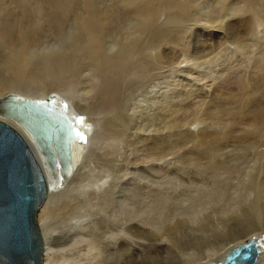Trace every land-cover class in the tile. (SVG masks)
<instances>
[{"label":"clouds","instance_id":"clouds-1","mask_svg":"<svg viewBox=\"0 0 264 264\" xmlns=\"http://www.w3.org/2000/svg\"><path fill=\"white\" fill-rule=\"evenodd\" d=\"M212 0H48L46 4L51 17L59 16L60 31L56 36L62 49L61 55L43 65L24 67L22 58L11 53L20 51L21 42L13 35L8 22L0 13V49L4 56L0 60V82L25 84L42 79L44 85L66 99L70 105L81 106L84 116L91 125L88 133L89 142L84 145L80 157L81 163L88 161L85 171L95 175L91 164L92 153L99 152L106 156L111 164L100 170V175L92 182V187L85 189L73 184L69 189L72 204L76 205L66 217V229L71 232L83 229L98 211L99 202L108 194L110 182L117 169L127 164L134 149L130 140L131 123L139 116L150 112L159 103L158 97L170 91L168 80L159 79L164 74L172 76L175 65L165 66L158 55L164 46L158 35L182 36L194 26L202 25L210 17L205 9ZM254 3L255 0H250ZM264 17V4L254 10V15ZM217 12L215 19H219ZM88 17V28L81 26V18ZM264 26L260 20L259 27ZM133 31L130 32L129 29ZM236 45L226 46L219 53L206 60L190 61L191 66L207 69V79L200 83L206 85L210 79L215 85L232 79L236 91L222 98V102L212 106L206 115L199 110L192 120L184 124H162L159 133L173 132L177 128H187L193 132L203 130L213 134L212 138L201 144L199 140L183 147L172 145L167 151L158 147L151 153H145L138 164L145 166L158 164L166 167H183L196 170L197 175L205 174L210 186L190 185L192 193L184 199L173 202L167 197L153 194L138 205L128 222L138 220L158 234L174 228L181 221L197 229L218 217L227 219L229 215H240L245 207H254L264 202V186L249 179V172L255 162L264 172V85L253 89L246 81L248 70L252 69L255 59L258 71L264 69V55L257 57L253 49L251 56L242 63H233L236 57L233 49ZM238 50V49H237ZM244 75H240V70ZM223 70L221 75L217 72ZM264 77V72H260ZM239 80H244L242 85ZM207 105V101H205ZM239 127L241 131H234ZM251 129V131H249ZM240 141L239 146L218 150V143L231 137ZM256 145V150L253 149ZM187 148H199L205 158L196 160L181 158ZM139 155V154H137ZM225 156L233 157L227 165H217ZM187 159L188 162L184 163ZM163 175V173H161ZM235 193L229 195V186ZM152 188L172 189L173 183L167 180L152 183ZM178 190V188L176 189ZM94 194V195H89ZM91 200L81 205L80 200ZM178 210L170 213L168 205ZM79 221V222H78ZM74 264V262H73Z\"/></svg>","mask_w":264,"mask_h":264},{"label":"bare ground","instance_id":"bare-ground-1","mask_svg":"<svg viewBox=\"0 0 264 264\" xmlns=\"http://www.w3.org/2000/svg\"><path fill=\"white\" fill-rule=\"evenodd\" d=\"M47 3L48 0H0V13H3V19L8 22L13 35L22 45L18 53L14 50L11 55L22 58L24 67L43 65L45 61L54 60L61 55L62 49L59 41L56 40L61 21L59 16L49 15ZM262 4L264 0H255L254 3L250 0H212L205 9L210 18L202 25L194 26L182 36H157V40L166 41L158 55L165 66L175 65L176 68H178L177 64L182 62L187 64L193 60H206L209 56L231 45H236L233 49L236 57L233 63H242L251 56L253 49L256 50L257 57L262 56L264 55V26L259 27L258 31L256 28L264 17L258 19L259 14H253L254 10L260 8ZM217 12L222 13L219 19L212 18ZM80 23L82 27L88 28L91 21L88 17H82ZM129 31L133 30L130 28ZM3 56V50L0 49V60ZM222 71H218L217 76L221 75ZM260 72H264V69L258 71V65L254 59L252 69L248 70L246 75V81L253 85V89L264 85V77L260 75ZM208 75L209 73L205 76L200 75L202 77L200 80H204ZM240 75H244L243 69L240 70ZM189 77L191 79V75ZM177 81L179 87L176 88V92L175 86L174 90L169 88L170 91L162 99H158L159 103L155 108L146 112V116H139L131 123L129 135L131 137L134 133L135 139H131L130 143L136 154L131 156L127 164H122L117 169L114 179L109 184V189L106 190L108 194L99 202L98 211L93 214L83 229L71 232L66 229L65 219L76 207L72 204L73 196L69 189L73 184L82 185L85 189L91 188L92 182L101 174L100 170L109 167L111 161L101 153L94 151L91 155V164L94 166L95 175L85 171V168L89 166L88 161L84 163L80 161L84 145L75 138L71 142V168L68 176L62 178L61 173L58 172L57 177L52 179L48 169L44 166L50 187L36 212V220L43 241L42 264H73V262L74 264H126L125 252L128 248L136 254L146 252L145 255L149 254L150 257H153L151 251L156 252L159 248H166L167 258L178 254L188 259L184 263V257L183 260L177 257L178 261L175 257V261H170L171 264H222L230 249L255 240L261 242V247L254 264H264V202L254 207L242 208L240 215L234 214L229 215L227 219L218 217L216 220H210L194 230L191 225L177 221L174 228L166 229L162 235L138 220L128 222L135 212L141 210L138 205L143 202L140 199L142 195L147 198L156 194L171 200V195L176 194L175 191L170 192L172 189L161 191L152 188L151 185L154 182L167 180L174 184L173 189L177 188L175 184L178 188L183 185V188H180L182 193L190 190L192 192L190 187L186 190L185 186L205 183L210 186L211 184L207 175H197L194 169L138 164V160L145 153H151L158 147L161 151H167L172 145L183 147L196 140H199L201 144L208 142L213 134L203 130L193 132L187 128H177L173 132L159 134L151 130L159 129L162 124L168 122L182 125L188 121V118L195 123L194 117L198 106L199 110L206 115L212 110V106L221 103L222 98L236 91L237 87L232 79L228 78L215 85L212 80L210 83L207 82L208 86H211L210 91L204 84L197 88L200 81L196 87L197 83L186 85L180 79ZM238 83L243 85L245 81L239 80ZM172 93L173 96L170 95ZM8 94H17L34 100L49 98L51 102L65 111L63 103L66 99L48 89L42 79L28 84L0 82V100ZM198 96L204 100L196 105L194 100ZM84 112L83 107L69 104L66 114L78 128L80 126L75 117L84 115ZM0 119L9 123L24 137L34 150L35 156L41 161L39 151L29 131L13 117L0 114ZM138 119L145 124L143 122L138 124ZM82 130L86 131V128ZM234 131H241V129L236 127ZM239 144L240 141L234 138L233 134V137L218 143V150L224 152ZM252 147L256 150V145ZM181 158L203 160L205 154L199 148H187L181 154ZM232 159L231 156H225L223 161L217 160V165H227L232 162ZM187 162L188 160L185 159L184 163ZM251 163L253 166L249 172V179L253 182L258 181L259 185L264 186V172H261L258 164ZM231 188L232 185L229 186V195L225 196L226 202L233 197ZM175 194L174 196L178 195ZM145 197L142 196V199L144 200ZM79 203L85 205L91 203V200H80ZM168 209L170 213L178 210L172 204L168 205ZM48 218H52L53 222L49 223L51 221L48 222Z\"/></svg>","mask_w":264,"mask_h":264},{"label":"water","instance_id":"water-1","mask_svg":"<svg viewBox=\"0 0 264 264\" xmlns=\"http://www.w3.org/2000/svg\"><path fill=\"white\" fill-rule=\"evenodd\" d=\"M0 114L15 118L29 131L41 157L0 119V264H42L36 212L50 187L44 166L52 179L58 172L68 176L76 126L49 98L8 94L0 100ZM260 245L258 240L242 243L227 252L222 264H254Z\"/></svg>","mask_w":264,"mask_h":264},{"label":"rangeland","instance_id":"rangeland-1","mask_svg":"<svg viewBox=\"0 0 264 264\" xmlns=\"http://www.w3.org/2000/svg\"><path fill=\"white\" fill-rule=\"evenodd\" d=\"M189 64L190 63H185V62H182V63H180V64H177V66H178V68H176V71H175V73L172 75V76H168L167 74H164L162 77H160V79L161 80H164V79H167L168 80V87L169 88H173V90H174V86H175V92H176V88L177 87H179L178 85V81L177 80H182V82H185L186 83V85H187V83H190V84H195V83H197V84H195V87H196V85H198V81H201L200 80V78H202V77H200V75H206L208 72H207V69L206 70H202L201 68H197V67H194V69H192L193 68V66H191L190 65V67H189ZM180 65V66H179ZM189 68V69H188ZM192 70H191V69ZM185 69H188V70H185ZM186 71V72H185ZM198 71V72H197ZM203 71H206V72H203ZM183 73H184V75H183ZM189 73V74H188ZM193 73V74H192ZM196 73V74H195ZM199 73V74H198ZM166 75V76H165ZM191 75V79H190V76ZM194 75V76H193ZM177 76V77H176ZM195 77H197V79L195 78ZM175 78V79H174ZM196 79V80H195ZM205 79H207V78H205ZM176 80V81H175ZM192 80V81H191ZM208 83H210V79L207 81ZM184 83V84H185ZM207 83V84H208ZM178 84V85H177ZM202 85L203 84H201V83H199V85L197 86V88H199V87H202ZM184 86V85H183ZM185 87V86H184ZM174 93V92H173ZM173 93L172 94H170L171 96H173ZM163 98V96H159L158 97V99H162ZM197 99V100H196ZM201 99V100H200ZM204 100V99H203ZM203 100H202V97H195V103H196V105H199V103L201 104L202 102H203ZM204 106V105H203ZM142 116H146V113L145 114H143ZM139 118V117H138ZM150 119V118H149ZM148 119V120H149ZM188 120H191V118H188ZM143 122V121H142ZM142 122H141V120L140 119H138V124H142ZM143 124H145L144 122H143ZM175 186L178 188V185H176L175 184ZM183 185H181V186H179V188H178V190H176V189H173L174 188V184H173V188H172V190L171 189H169V191L170 192H176V194H178V195H176L175 193V195L176 196H174V194H172L171 195V200H174L175 202H177V201H180V200H182V199H184L186 196H190L191 195V190L190 191H186V193H182V190H180V188L182 187ZM235 186L234 185H232V188H234ZM183 188V187H182ZM187 187H185V189H186ZM231 188V189H232ZM184 190V189H183ZM186 190H188V189H186ZM178 191V192H177ZM181 192V194L179 195V193ZM231 191V190H230ZM190 192V193H189ZM187 193H189V194H187ZM231 194L233 195V196H235V193H232V191H231ZM142 195V194H141ZM142 196H144L145 197V195H142ZM142 196L140 197V199L142 200V201H144L145 199H146V197L144 198V200L142 199ZM173 196H174V198L176 197V199H174L173 198ZM181 198V199H180ZM38 220H39V213H38ZM49 221H51V222H49ZM48 222L49 223H52L53 222V220H52V218L51 219H49L48 218ZM40 223V222H39ZM165 247H167V245L165 246ZM132 250V249H131ZM127 251H128V253H127ZM127 251L125 252V263L126 264H171L172 262H170V261H175V259L177 258V257H179V259L180 260H183L182 258L184 257L185 259H184V261L185 260H188L187 258H186V256H182V255H176V256H174V257H171V258H167L166 256H165V254L167 253V250H166V248L165 249H161V248H159V249H157V251L156 252H154V251H151L152 252V254H153V257L151 256L150 257V255L148 256L147 254L145 255V253L146 252H137V254L135 253V252H133V250L132 251H130V248H128L127 249ZM165 251V252H164ZM154 252V253H153ZM157 254V255H156ZM132 256V257H131ZM176 257V258H175ZM152 258V259H151ZM154 258V259H153ZM167 258V259H166ZM178 258H177V261L179 260ZM169 260V261H168ZM169 262V263H168ZM184 263H186V261L184 262Z\"/></svg>","mask_w":264,"mask_h":264},{"label":"snow or ice","instance_id":"snow-or-ice-1","mask_svg":"<svg viewBox=\"0 0 264 264\" xmlns=\"http://www.w3.org/2000/svg\"><path fill=\"white\" fill-rule=\"evenodd\" d=\"M63 107L65 109V112H67V109L69 108V104L67 102V100L64 101L63 103ZM75 120L77 121L78 125L80 127L78 128H74L73 131H74V134H75V137L83 144V145H87L88 142H89V136H88V133L92 131V127L91 125H89L87 123V117L84 116V115H77L75 117ZM86 128V131L85 130H82ZM79 222V221H78Z\"/></svg>","mask_w":264,"mask_h":264}]
</instances>
